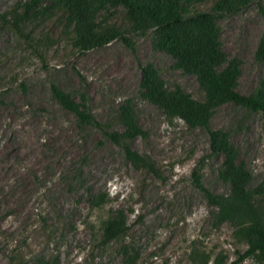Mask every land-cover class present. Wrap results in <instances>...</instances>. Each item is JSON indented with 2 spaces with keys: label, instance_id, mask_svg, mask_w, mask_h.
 Returning <instances> with one entry per match:
<instances>
[{
  "label": "rangeland",
  "instance_id": "374dc122",
  "mask_svg": "<svg viewBox=\"0 0 264 264\" xmlns=\"http://www.w3.org/2000/svg\"><path fill=\"white\" fill-rule=\"evenodd\" d=\"M26 0H0V264H201L195 254L238 261L247 244L230 222L218 224L215 208L195 185L193 172L219 196L230 186L220 177L223 155H211L209 133L170 119L140 89V64L152 63L168 88L180 86L196 99L204 91L195 74L175 66L155 49L153 30L132 33L134 49L120 39L80 52L67 34L61 11L26 23L29 37L12 26V12ZM216 0L195 2L201 10ZM264 0H251L217 18L221 47L241 60L237 91L264 86V61L255 58L264 28ZM101 21L126 28L132 18L110 6ZM76 101L86 92L96 120L122 132L119 120L128 101L147 137L130 141L156 171L136 168L124 150L94 125L55 98L52 85ZM230 133L238 163L252 173L249 187L264 203V113L226 103L211 119ZM25 134V135H24ZM99 203V204H97ZM123 210L125 232L104 242L102 223ZM129 256V257H128ZM126 260L129 262L126 263Z\"/></svg>",
  "mask_w": 264,
  "mask_h": 264
},
{
  "label": "trees",
  "instance_id": "16d2710c",
  "mask_svg": "<svg viewBox=\"0 0 264 264\" xmlns=\"http://www.w3.org/2000/svg\"><path fill=\"white\" fill-rule=\"evenodd\" d=\"M192 1L196 0H26L19 4L20 12H12V26L22 36L29 37L26 23L41 21L55 11H61L66 17L67 34L80 52L104 47L117 39L134 49L131 34L143 35L153 30L156 35L155 49L170 54L176 67L195 74L204 97L196 99L180 86L168 88L152 63L139 65L142 95L160 106L170 119H181L190 128L205 129L209 133L210 154L223 155L220 177L229 184L230 191L224 196L214 194L204 186L196 171L193 172L195 185L203 191L210 206L215 208L217 223L230 222L235 235L247 244L238 261L254 257L257 264H264V203L256 197L261 187H249L252 173L244 164L238 163V150L231 141L230 133L222 128L213 129L210 124L217 108L226 103L241 106L251 113H264V86L257 87L248 95L237 91L241 60L227 57L221 47L217 26L219 16L239 11L247 7L251 0H216L207 10L196 8ZM110 6H120L131 16L128 27L101 21L100 16ZM261 12L264 16V7H261ZM6 16L5 13L0 14V19L6 21ZM255 58L259 62L264 61V28ZM52 92L64 108L77 116L80 126H98L105 137L124 150L126 158L136 168L157 172L151 158L130 145L135 137H147L131 101L123 106L119 116L124 130L113 132L96 120L89 109L86 92L80 94L79 101L55 84L52 85ZM125 220L124 211L119 210L103 221L104 242L114 240L125 232ZM195 256L201 264H209L210 256L206 253H196ZM213 264L223 262L216 257Z\"/></svg>",
  "mask_w": 264,
  "mask_h": 264
},
{
  "label": "bare ground",
  "instance_id": "6f19581e",
  "mask_svg": "<svg viewBox=\"0 0 264 264\" xmlns=\"http://www.w3.org/2000/svg\"><path fill=\"white\" fill-rule=\"evenodd\" d=\"M25 135V134H24Z\"/></svg>",
  "mask_w": 264,
  "mask_h": 264
}]
</instances>
